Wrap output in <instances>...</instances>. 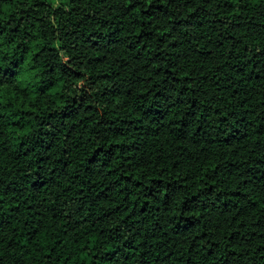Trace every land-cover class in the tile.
Returning <instances> with one entry per match:
<instances>
[{
	"label": "trees",
	"instance_id": "trees-1",
	"mask_svg": "<svg viewBox=\"0 0 264 264\" xmlns=\"http://www.w3.org/2000/svg\"><path fill=\"white\" fill-rule=\"evenodd\" d=\"M0 264H264V0H0Z\"/></svg>",
	"mask_w": 264,
	"mask_h": 264
}]
</instances>
